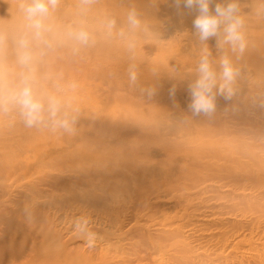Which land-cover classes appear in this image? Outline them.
<instances>
[{
    "label": "rangeland",
    "instance_id": "obj_1",
    "mask_svg": "<svg viewBox=\"0 0 264 264\" xmlns=\"http://www.w3.org/2000/svg\"><path fill=\"white\" fill-rule=\"evenodd\" d=\"M237 2L246 47L225 49L236 95H218L208 119L188 110V85L202 49L214 63L223 50L216 38L199 41L195 11L188 16L175 0H58L32 40L31 73L34 89L73 118L68 134L27 126L8 99L24 71L16 41L30 29L24 0H0V242L20 241L21 227L28 247L36 232L50 233L41 255L63 252L55 264L83 255L110 264H264V0ZM130 8L141 22L135 30ZM80 29L86 43L76 39ZM83 149L112 155L121 169L110 171L119 187L106 203L69 196L86 190L73 166ZM77 217L89 221L91 243L75 230Z\"/></svg>",
    "mask_w": 264,
    "mask_h": 264
},
{
    "label": "clouds",
    "instance_id": "obj_2",
    "mask_svg": "<svg viewBox=\"0 0 264 264\" xmlns=\"http://www.w3.org/2000/svg\"><path fill=\"white\" fill-rule=\"evenodd\" d=\"M58 0H24L22 9L28 22L29 33H21L16 41L17 62L24 71L9 92L8 99L19 110L21 117L27 126H40L51 124L54 128L62 129L65 133L72 134L74 120L67 113L61 111L60 102L52 94L38 93L34 89V77L31 73L33 61L32 40L40 39L44 27L43 21L51 9L57 6ZM177 5L183 4L186 8L195 9L192 20L194 34L199 41L205 42L209 38H216L221 50V55L215 63L210 60L206 48L202 49L198 63L194 69V77L189 83L190 103L188 110L193 116H201L211 119L214 117L218 95L225 100H232L236 95L235 78L237 69L234 67L231 57L225 49L232 52H243L246 47L243 32V19L239 15L237 0H175ZM139 15L135 8H130L127 13V25L130 30L140 26ZM111 29L115 25L114 19L107 21ZM76 39L86 43L89 34L80 29L75 32ZM129 78L136 80L134 66L129 68ZM2 88V84H0ZM171 93L174 94L173 87ZM5 97L0 92V108L4 106ZM27 208L25 212H27ZM89 221L84 217H77L74 228L82 233L91 243L95 235L88 228Z\"/></svg>",
    "mask_w": 264,
    "mask_h": 264
},
{
    "label": "bare ground",
    "instance_id": "obj_3",
    "mask_svg": "<svg viewBox=\"0 0 264 264\" xmlns=\"http://www.w3.org/2000/svg\"><path fill=\"white\" fill-rule=\"evenodd\" d=\"M256 1V0H254ZM185 7V6H184ZM185 13L188 16H191V12L195 11V9H189L185 7ZM190 19V17H189ZM16 29V28H15ZM2 31V29L0 30ZM82 154L81 158L75 160L73 162V166L80 170L81 177L87 178L88 181L84 184L86 186V190H84L83 194L72 192L68 190L69 196L74 197L72 200L75 201H85L88 203H92L94 206L99 205L101 203L108 202V197L114 194L119 186L111 181V173L121 171V169L117 166L118 164L114 162V158L110 155L109 158H105V156L95 157L91 152H88L87 149H83V151L79 150ZM1 159V157H0ZM94 177V179H93ZM81 181L77 182V187L81 186ZM84 183V182H83ZM67 188V185L64 184ZM101 190L102 194H96L94 190ZM106 205V204H104ZM18 232L21 236L20 241H14L11 243L10 241L0 242V264H14L17 260L24 257L26 262L24 264H28L29 260L33 259L30 264H55L58 260L63 256V252L55 251L53 254H45L41 255V251H43L45 247L50 246V241L53 239L52 234L47 233H39L36 232L35 235H32L35 244L31 246H26V243H23V236L27 233L26 228H18ZM55 238V235H54ZM41 239H43L41 241ZM35 240H38L37 242ZM44 240L47 241V245L44 246L42 243ZM108 237L99 241H108ZM122 247V246H119ZM108 250V249H106ZM44 253V252H43ZM62 254V256H60ZM46 255H49L46 257ZM79 257L73 258L69 256L66 260V264H74L75 261L78 260ZM81 259L78 260L80 264H110V261L106 256H96L94 258L85 259L86 256H81ZM57 259V260H56ZM77 263V262H76ZM23 264V263H22Z\"/></svg>",
    "mask_w": 264,
    "mask_h": 264
}]
</instances>
